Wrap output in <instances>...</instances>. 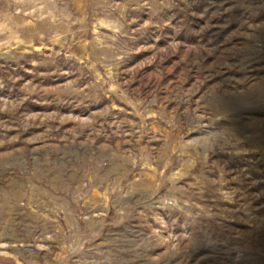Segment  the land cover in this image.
Returning <instances> with one entry per match:
<instances>
[{"label":"rangeland","instance_id":"1","mask_svg":"<svg viewBox=\"0 0 264 264\" xmlns=\"http://www.w3.org/2000/svg\"><path fill=\"white\" fill-rule=\"evenodd\" d=\"M0 264H264V0H0Z\"/></svg>","mask_w":264,"mask_h":264}]
</instances>
